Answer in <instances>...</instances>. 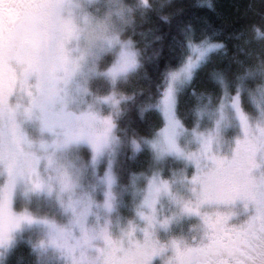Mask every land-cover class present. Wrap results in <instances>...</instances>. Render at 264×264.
Masks as SVG:
<instances>
[{"label": "snow or ice", "instance_id": "6c2138e0", "mask_svg": "<svg viewBox=\"0 0 264 264\" xmlns=\"http://www.w3.org/2000/svg\"><path fill=\"white\" fill-rule=\"evenodd\" d=\"M94 3L0 0V264L21 243L36 264H264V68L253 88L245 76L213 73L220 94L200 95L189 130L178 95L225 45L188 35V55L147 106L165 126L151 140L129 139L120 106L134 97H97L90 85L115 88L140 68V52L122 37L153 4L104 0L108 14L97 25L86 10ZM233 128L243 140L226 157L223 135ZM126 146L134 155L151 150L146 174L117 176ZM16 202L45 205L50 215L17 213ZM185 223L193 225L186 239H167Z\"/></svg>", "mask_w": 264, "mask_h": 264}, {"label": "trees", "instance_id": "16d2710c", "mask_svg": "<svg viewBox=\"0 0 264 264\" xmlns=\"http://www.w3.org/2000/svg\"><path fill=\"white\" fill-rule=\"evenodd\" d=\"M151 3L152 10L143 16H134L135 22L129 25L122 37L132 39L139 48L140 68L114 89L103 79L92 83V86L98 85L97 93L100 96L115 90L118 97H134L131 101H122L120 116L123 121L120 126L128 130L129 139L134 138L133 133L141 138L162 129L163 114L147 106L159 99L158 86L163 85L166 72L176 68L181 59L188 55L184 46L188 35L196 42L209 37L211 41L225 45L223 50L209 54V63L197 71L193 82L178 95L177 115L189 130L193 126V112L200 95L220 94L213 73H221L229 80L238 75L245 76L255 81V84L248 85L253 88L261 83L259 71L264 68V38L257 39L254 31L256 28L264 31V0H151ZM90 9L91 15L103 20L108 14L104 0H97ZM96 10L102 14L96 15ZM162 17L167 20H162ZM189 26L191 33L188 32ZM249 73L255 75L249 76ZM162 90L160 87L159 91ZM193 90L196 95L192 94ZM142 108L147 110L141 111ZM245 111L250 116L256 115L252 105L247 102ZM233 129L231 136L227 137L229 140L235 139L239 132ZM150 154L151 150L146 149L134 155L127 147L126 153L118 159V177L128 180L132 174H146L152 163ZM27 208L33 209L35 214L50 213L45 205H27ZM36 259L30 253L29 246L21 243L6 264H36Z\"/></svg>", "mask_w": 264, "mask_h": 264}, {"label": "rangeland", "instance_id": "374dc122", "mask_svg": "<svg viewBox=\"0 0 264 264\" xmlns=\"http://www.w3.org/2000/svg\"><path fill=\"white\" fill-rule=\"evenodd\" d=\"M91 6H92V4L91 5H88L87 7H86V10L89 12V14H90V11H91ZM101 17V16H100ZM95 23L97 24V25H103V23H104V20L103 19H101V18H97V17H95ZM133 41V40H132ZM211 42H216V41H211ZM218 43H220V42H218ZM136 46V45H135ZM136 49L139 51V48L136 46ZM175 68H173V69H171V70H174ZM101 70H103L102 68H101ZM114 89V88H113ZM97 90H98V85L96 84V85H94V86H92V84L90 85V91L95 95V96H97V97H103V96H107V95H110V94H115L116 95V93H115V90H111L110 92H106V93H103V95L102 96H100L98 93H97ZM163 91V90H162ZM117 96V95H116ZM118 97V96H117ZM101 111H102V113L104 114V115H111V110H109V109H107V106H104L102 109H101ZM120 111L122 112L123 111V105H122V102H121V106H120ZM164 119V118H163ZM165 126V121H164V123H163V127ZM162 127V128H163ZM237 129V131H239L237 134H236V137H235V139H231V140H229L227 137H229V136H231L230 134L232 133V129H229L228 130V132L227 133H225L224 135H223V140L225 141V143H224V145L222 146V148L220 149V151L222 152V154L224 155V156H226V157H230V155H231V153L235 150V148H236V141L237 140H243V135H242V132L238 129V128H236ZM234 130V129H233ZM241 132V133H240ZM155 135V134H154ZM154 135H150V136H147V137H142V138H144V139H147V140H151V139H153L154 138ZM134 138H137V137H134ZM193 150H195V149H193ZM131 153L133 154V152H132V150H131ZM186 171L189 173V179H191V175H194L195 174V167H194V165H188L187 166V168H186ZM118 172V161H117V164H116V173ZM117 176H118V173H117ZM138 176V175H137ZM166 179L168 178V177H165ZM14 204H17L18 206H15L14 207V211H16L17 213H19V212H22V211H24L25 210V207H27V205H24L23 203H18V202H16V203H14ZM29 207H30V205H28ZM34 206H36V205H34ZM32 208H34V207H32ZM29 211H31V212H33L34 214H35V211L32 209L31 210V208H29L28 209ZM129 210L126 208V209H124V211L122 212V215L127 219V220H132V219H134L135 217H134V214H129L130 212H128ZM208 211H217V209H208ZM219 211H225V209H219ZM235 211H237L238 213H240V214H242L243 213V208L242 207H240V208H238V209H236ZM127 214H129V215H127ZM36 215H43V216H48V215H50V213H48V212H44V213H38V214H36ZM125 215H127V216H125ZM53 218H55V217H53ZM242 218H243V216H242ZM193 225L192 224H190V223H185L182 227H180V226H177L176 228H174L173 230H172V232H171V236H168L167 237V239H179V238H184V239H186L187 238V232H188V229L189 228H191ZM138 239H140V237L138 236L137 237ZM161 240H162V242H165V236H164V234L163 233H161ZM153 264H163V262L162 261H160L159 260V257H157L154 261H153Z\"/></svg>", "mask_w": 264, "mask_h": 264}, {"label": "clouds", "instance_id": "9594fccd", "mask_svg": "<svg viewBox=\"0 0 264 264\" xmlns=\"http://www.w3.org/2000/svg\"><path fill=\"white\" fill-rule=\"evenodd\" d=\"M254 31L256 33L257 38H264V31H261L259 28H256ZM131 42L133 43V41H131ZM112 54H114V53H112Z\"/></svg>", "mask_w": 264, "mask_h": 264}]
</instances>
